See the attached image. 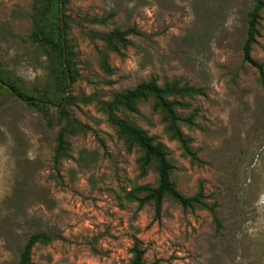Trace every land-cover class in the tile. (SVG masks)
Listing matches in <instances>:
<instances>
[{"label": "rangeland", "instance_id": "rangeland-1", "mask_svg": "<svg viewBox=\"0 0 264 264\" xmlns=\"http://www.w3.org/2000/svg\"><path fill=\"white\" fill-rule=\"evenodd\" d=\"M37 3L0 0V70L26 95L49 89L54 102L39 110L0 86V264H16L35 232L52 239L35 245L30 264H130L135 245L149 264H264V77L243 59L254 1L62 0L74 72L66 107L87 128L66 134L58 165L62 90L31 38ZM128 28L119 51L106 45V34ZM252 56L264 67V9ZM152 78L201 90L170 96L192 117L180 127L201 162L152 98L129 118L167 146L177 188L189 196L202 187L214 213L167 196L156 218L153 202L139 204L157 185L156 167H143L141 149L98 102Z\"/></svg>", "mask_w": 264, "mask_h": 264}, {"label": "trees", "instance_id": "trees-1", "mask_svg": "<svg viewBox=\"0 0 264 264\" xmlns=\"http://www.w3.org/2000/svg\"><path fill=\"white\" fill-rule=\"evenodd\" d=\"M254 6L248 13L247 17V32L246 40L243 46L244 61L252 64L261 72L264 77V67L261 63L255 60L252 56L253 45L257 42L259 35V25L262 18V10L264 9V0H253ZM62 0H38L36 11L33 13L35 28L31 33V38L39 43L46 50L50 68H51V83L62 90L60 103L63 105L59 108L61 119L65 121L60 128L56 137V147L54 150L55 165H58L59 158L67 151L68 140L66 134L75 127L87 128L79 119L73 117L67 109L66 89L70 81L74 80V72H72L71 49L69 41L64 35L62 28L61 14ZM135 33L134 28L114 29L106 34L103 38L106 45L113 51H119V44H125L128 41L130 34ZM66 55L65 64L64 53ZM69 69V73H68ZM8 84L10 86L8 92L25 98L28 104L38 107L43 110L49 107L51 101V92L49 89H40L38 94L26 95L24 90L19 87L16 81H12L9 72L0 70V86ZM201 93V90L194 86H180L178 81L172 83L166 82L164 85L158 84L155 78L148 81H143L133 88L117 92L110 100H100L99 106L107 114L108 120L114 124L121 136L131 144L138 146L143 152L142 164L146 168L150 164H154L158 173L157 185L146 186L145 195L138 198L140 206L145 203L153 202L155 207V217L159 218L162 212L163 201L165 197L178 202L182 207L200 206L207 208L214 213V206L205 201L206 195L203 188L194 195L183 194L176 186L171 176L174 170V165L169 159L167 146L158 140L154 134H150L145 128L135 124L130 120L129 115L139 113V102L152 98L154 107L163 115V120L166 122L167 129L171 135L178 140L184 153L191 157L193 161L201 162L195 152L190 148L188 138L185 137L181 127V121H187L194 124L192 117L182 118L177 110V100L170 99V96L181 93ZM66 101V103H65ZM215 221L219 223L215 216ZM52 236L35 232L31 234L20 252L19 261L16 264H30L32 252L38 242L47 243L51 241ZM133 256L130 264H149L145 261L144 250L138 245L132 248Z\"/></svg>", "mask_w": 264, "mask_h": 264}, {"label": "water", "instance_id": "water-1", "mask_svg": "<svg viewBox=\"0 0 264 264\" xmlns=\"http://www.w3.org/2000/svg\"><path fill=\"white\" fill-rule=\"evenodd\" d=\"M62 28H63V18H62ZM64 59H65V64L67 66V62H66V52L64 53ZM68 73H69V69H68ZM71 85V82H70ZM70 87V86H69ZM69 89V88H68ZM66 102V101H65ZM52 105H54L53 103H51ZM63 105H60L59 108H61Z\"/></svg>", "mask_w": 264, "mask_h": 264}]
</instances>
